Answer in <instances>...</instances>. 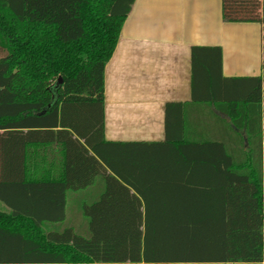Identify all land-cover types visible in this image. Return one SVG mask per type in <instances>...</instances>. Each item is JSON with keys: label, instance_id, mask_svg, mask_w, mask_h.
I'll return each mask as SVG.
<instances>
[{"label": "trees", "instance_id": "1", "mask_svg": "<svg viewBox=\"0 0 264 264\" xmlns=\"http://www.w3.org/2000/svg\"><path fill=\"white\" fill-rule=\"evenodd\" d=\"M134 2L0 0V264H264V74L225 78L220 47L192 49L193 99L240 137L187 143L178 181L165 179L163 144L140 159L138 144L105 140V67ZM222 2L224 21L264 29V0ZM51 141L63 182L35 175ZM97 177L98 200L81 205L88 233L58 228L69 191Z\"/></svg>", "mask_w": 264, "mask_h": 264}, {"label": "crops", "instance_id": "2", "mask_svg": "<svg viewBox=\"0 0 264 264\" xmlns=\"http://www.w3.org/2000/svg\"><path fill=\"white\" fill-rule=\"evenodd\" d=\"M194 47H220L225 78L264 74L263 25L224 21L222 0H135L105 67V140L138 144L131 149L140 159L144 150H155L145 145L163 144L162 170L170 181L183 174L181 151L187 143L223 140L232 148L230 140L240 137L227 129L230 119L213 103L193 99ZM39 150L43 160L35 164L36 178L63 182V145L51 141ZM138 165L146 189L154 178L148 174L153 167L142 160ZM210 165L200 163L201 180L212 179ZM103 183L97 177L88 189L69 191L67 220L57 227L86 232L81 205L98 200ZM76 220L81 221L78 227Z\"/></svg>", "mask_w": 264, "mask_h": 264}, {"label": "rangeland", "instance_id": "3", "mask_svg": "<svg viewBox=\"0 0 264 264\" xmlns=\"http://www.w3.org/2000/svg\"><path fill=\"white\" fill-rule=\"evenodd\" d=\"M0 211H3V212L5 211V212H7V211H9V208H8L4 203L0 202ZM81 219H83L84 222H85L86 232H82V231H80V230H78V231H79L80 233H82L83 235H86L85 233H88L87 220H85L84 217H83L82 215H81ZM79 224H81V221H80V220H76V222H75V226L78 227Z\"/></svg>", "mask_w": 264, "mask_h": 264}, {"label": "water", "instance_id": "4", "mask_svg": "<svg viewBox=\"0 0 264 264\" xmlns=\"http://www.w3.org/2000/svg\"><path fill=\"white\" fill-rule=\"evenodd\" d=\"M60 82H61V79H60Z\"/></svg>", "mask_w": 264, "mask_h": 264}]
</instances>
